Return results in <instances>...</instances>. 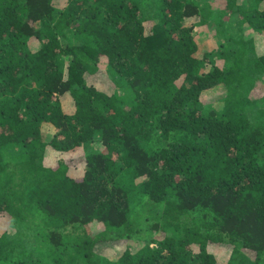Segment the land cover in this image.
I'll use <instances>...</instances> for the list:
<instances>
[{"label": "trees", "instance_id": "1", "mask_svg": "<svg viewBox=\"0 0 264 264\" xmlns=\"http://www.w3.org/2000/svg\"><path fill=\"white\" fill-rule=\"evenodd\" d=\"M59 1L0 0V264H264V0Z\"/></svg>", "mask_w": 264, "mask_h": 264}, {"label": "rangeland", "instance_id": "2", "mask_svg": "<svg viewBox=\"0 0 264 264\" xmlns=\"http://www.w3.org/2000/svg\"><path fill=\"white\" fill-rule=\"evenodd\" d=\"M64 4H65V1L64 0H60L59 1V4H57V5L63 6ZM261 7H264L263 2H262V6ZM144 25H145L144 27L146 28V32H149V28H150L151 22L150 21H146V22H144ZM245 33L248 36L254 37V39H255V46H256V44L258 43L257 42V39L255 38L256 37V33H253L250 29L249 30H246ZM260 38H262V37L260 36ZM215 39L216 38H213V37H211V38L208 37L206 39L203 37L202 38L203 47L205 48L206 45H212V46H214L215 45ZM35 46H37V42H35ZM98 70H100V71L97 73V75L96 74L94 76H90L89 75L88 76V79H90L91 81H94L95 84L98 86V88L101 89L102 91H107V90L110 91V89L114 88V83L112 82L111 77L109 76L108 73L105 72L106 69L104 67H100ZM263 93H264V75L262 77L261 82L259 81L255 85V87L253 88V90L250 92V97H252V98L261 97ZM217 95H219L218 92H215V93H212L211 94V97L214 96L215 98H217ZM211 103L213 105H215L216 107L221 105V101L220 100L217 101L216 99L213 102H211ZM63 107L68 112H71L74 109L73 106H72V104L69 103V102L64 103L63 104ZM42 129L44 130L45 135L52 134V132H53V129H52V127L50 125H46V126L43 125L42 126ZM81 156H83V152H81V149H78L72 155V158L75 160V163L78 164L79 163V158ZM74 170L76 171L75 174H81V169H79V166H76L74 168ZM1 217L2 216H0V229H4L5 226H6V229H7L8 228L7 227L8 226L7 225V221L5 219H2L3 217L2 218ZM102 227L103 226L101 224H98V223L94 222V223H91L88 226H86V229L89 231V233H91V235H94L95 233L100 232L101 229H102ZM8 231L9 232H13V228H9ZM109 252H111V251H109Z\"/></svg>", "mask_w": 264, "mask_h": 264}]
</instances>
